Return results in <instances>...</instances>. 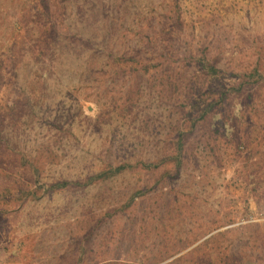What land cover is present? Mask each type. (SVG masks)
I'll return each mask as SVG.
<instances>
[{
  "label": "rangeland",
  "instance_id": "obj_1",
  "mask_svg": "<svg viewBox=\"0 0 264 264\" xmlns=\"http://www.w3.org/2000/svg\"><path fill=\"white\" fill-rule=\"evenodd\" d=\"M122 3H147L154 22L165 21L163 55L172 61L132 87L107 69L106 52L77 40L93 23L82 0H0V264H264V0ZM203 52L219 72L202 70ZM152 59L148 71L159 67ZM171 65L203 90L236 84L252 67L261 75L256 109L244 83L213 118L224 117L228 136L219 122H198L180 175L163 169L175 114L149 94Z\"/></svg>",
  "mask_w": 264,
  "mask_h": 264
},
{
  "label": "trees",
  "instance_id": "obj_2",
  "mask_svg": "<svg viewBox=\"0 0 264 264\" xmlns=\"http://www.w3.org/2000/svg\"><path fill=\"white\" fill-rule=\"evenodd\" d=\"M82 2L87 4L93 23L89 34L86 36L77 35V40L83 41L86 45L92 47L94 52H106L105 63L107 69L111 67L116 68L115 75L124 78L128 87H132L136 81L138 82L144 79L147 72L150 76L151 74L155 75L159 72L161 73L162 66L171 64V59L165 58V55H163V49H165L168 40L165 36H160L165 32L166 25L164 24L166 23H164L165 21H162V23H160V21L157 23L154 22L156 19L154 17L155 14H152L151 9L149 10L151 7L147 3H122V0L119 2L113 0L108 3H104V0H82ZM138 7L143 8L151 14L143 15V10L139 11ZM175 9L177 10L176 7L174 10ZM171 11L168 15L169 18H171L173 22H178L180 18L179 14L172 13ZM103 12L104 16H101ZM136 16L139 19L138 23H134L133 21V18H136ZM50 29L53 30L52 27H50ZM131 32L138 33L141 37L139 39H144L145 42L143 48L138 49L137 43L131 42V37L129 36ZM112 35H114V37H112ZM121 35L125 37L122 40ZM118 38L121 41V44H117L116 39ZM140 50L141 53H139ZM186 53H183L181 57L188 58L189 54ZM155 54L158 57L159 67L154 66L153 70L148 71L151 64L149 60H153L152 58ZM197 60L205 73L211 74L219 72V69L208 58L205 52L199 54ZM113 61L115 63H113ZM117 61H124V63L118 65L116 64ZM89 63L93 64L94 60H90ZM100 66L103 68V64L100 63ZM167 70L170 73L165 72V75L162 78H159L161 83L165 84L164 87L161 86V89H158L157 92L149 91V94H159V101L161 103H169L172 109L170 111L175 114V118L170 122L174 131V150L172 153L164 157L165 162H171V167H169L170 165H167L163 169L166 172H171L173 175H180V170H183V167L186 166V162L192 160L190 157L192 155L190 154H193L192 152H194L192 144L195 140L190 139V137L191 135H194L193 132L197 127L198 122H204L209 118L208 127H212L216 122H219L218 126L222 129V134L228 136L229 130H227L228 128L225 119H223L224 117L219 116L223 118H220L218 121L213 120V118L218 117L219 110L224 108L225 101L229 99V91L234 90L241 92L244 83L245 99L247 103L250 104L249 108L250 110L256 109L253 100L261 75L257 67H252L248 71L238 73V75L241 76V80L236 82V84L229 85L228 87L221 84L218 88L209 85L208 88L203 90L201 84L195 82L193 79L192 81H194V83L192 82L191 85H185L183 83V71H181V67L171 65L169 68L166 67V71ZM203 79L204 77L202 80ZM197 80L199 81L200 79L197 78ZM181 85L188 89L182 91V89H180ZM211 89L214 92H217V94L205 99L204 104L199 107L198 104H200L199 101L203 99L202 96L209 94ZM196 105L199 107L197 111L195 110ZM188 107L189 109H187ZM230 111L233 115H236L234 114V107L231 106ZM209 136H212V134ZM212 137L207 139L208 146L213 157H217L216 144H212ZM139 164H141L142 167L152 168L157 166L158 163L157 161H146L142 159L139 160ZM125 166V161L116 164L114 163L112 166L105 167L110 169H101V171L90 175L89 178L104 176L107 174V170L111 172L114 170L119 172ZM159 175H163V172ZM58 183L63 184L66 183V181L63 180ZM136 191H138V188L132 189V194L130 195L132 198L137 193Z\"/></svg>",
  "mask_w": 264,
  "mask_h": 264
}]
</instances>
